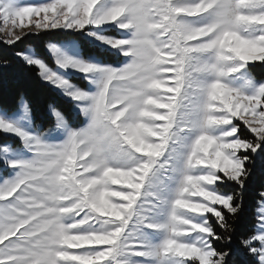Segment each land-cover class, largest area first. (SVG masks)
Here are the masks:
<instances>
[{"label": "snow or ice", "instance_id": "6c2138e0", "mask_svg": "<svg viewBox=\"0 0 264 264\" xmlns=\"http://www.w3.org/2000/svg\"><path fill=\"white\" fill-rule=\"evenodd\" d=\"M0 19L9 47L65 36L55 67L14 53L52 96L46 122L24 92L0 106V264H264V187L240 227L264 0H0Z\"/></svg>", "mask_w": 264, "mask_h": 264}, {"label": "trees", "instance_id": "16d2710c", "mask_svg": "<svg viewBox=\"0 0 264 264\" xmlns=\"http://www.w3.org/2000/svg\"><path fill=\"white\" fill-rule=\"evenodd\" d=\"M63 39H65V36L62 32H55L39 36L29 35L22 42H18V46L9 47L0 43V60L8 58L12 61L10 67L0 68V106L8 109L13 108L17 102V94L24 92L31 101L36 119L45 122L50 119L46 105L52 93L47 87L42 86L38 82L31 71L23 65L19 58L14 56V53L30 46L40 57L51 64L50 58L45 52L44 44L49 41H60ZM255 74L257 78L264 77V67H257ZM0 138L3 140L7 139L5 136ZM262 187H264V162H258L245 194L249 213L240 221L242 230H247L252 223L251 210L255 204L256 193ZM247 259V257H238V264H247Z\"/></svg>", "mask_w": 264, "mask_h": 264}, {"label": "rangeland", "instance_id": "374dc122", "mask_svg": "<svg viewBox=\"0 0 264 264\" xmlns=\"http://www.w3.org/2000/svg\"><path fill=\"white\" fill-rule=\"evenodd\" d=\"M27 2L35 3V2H39V0H27ZM0 27H4V24H3L2 19H0ZM0 35H3V34L0 33ZM63 40H64V39H63ZM60 41H62V40H60ZM60 41H49V42H60ZM47 43H48V42H47ZM47 43H46V44H47ZM46 44H44V45H45V52H46L47 56L50 58V62H51L50 66L55 67V64H54L53 58L51 57L50 53L47 51ZM28 47H30V46H28ZM28 47H26V48H28ZM84 50H85V51H93L92 49H88L87 46H86V47L84 46ZM101 58H102L105 62H108V63H117V58L114 57V56L103 55V56H101ZM262 78H264V77H262ZM80 83H83V82L81 81ZM5 137L7 138L5 141L11 139V138L8 137V136H5Z\"/></svg>", "mask_w": 264, "mask_h": 264}]
</instances>
